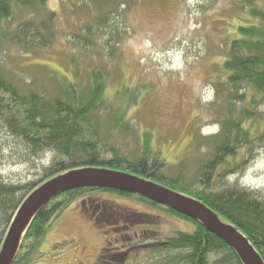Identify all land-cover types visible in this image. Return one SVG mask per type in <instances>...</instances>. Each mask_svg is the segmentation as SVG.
Returning <instances> with one entry per match:
<instances>
[{"label": "trees", "instance_id": "16d2710c", "mask_svg": "<svg viewBox=\"0 0 264 264\" xmlns=\"http://www.w3.org/2000/svg\"><path fill=\"white\" fill-rule=\"evenodd\" d=\"M263 1L240 0L243 16L235 27L234 37L225 43L226 55L215 82L217 92L223 91L225 95V109L219 116V132L206 139L211 151L199 166L197 178H186L181 167L168 169L153 150L151 135L137 133L128 118L129 104H135V93H138L136 88L120 81L119 88L108 94L107 75L97 68L79 75L78 57L69 58L74 70L71 81L56 73H45L29 83L19 81L18 85L0 70L1 129L18 141L22 160L34 161L44 154L51 156L39 181L26 185L0 183V248L16 211L35 188L71 170L108 169L143 178L200 201L221 221L237 229L264 262V200L238 186L218 187L225 173L238 164L239 150L249 149L264 130L258 112L264 102ZM48 2L0 0V42L18 46L23 53L49 48L55 36L57 12L48 9ZM121 4H124L121 0H79L77 11L91 17L70 40L79 53L88 56L94 50L88 42L95 30L105 31L109 34L107 39L114 42L106 44L105 52H109L106 59L118 51L119 35L113 24L117 9L111 8ZM15 18L18 23L7 30L6 25ZM2 156L0 147V160ZM92 192L131 196L90 187L58 194L35 215L11 264H34L39 259L36 254L41 241L53 221L75 200ZM135 197L193 225L190 233L177 232L171 238L151 241L148 252L154 264H242L228 245L199 222Z\"/></svg>", "mask_w": 264, "mask_h": 264}, {"label": "rangeland", "instance_id": "374dc122", "mask_svg": "<svg viewBox=\"0 0 264 264\" xmlns=\"http://www.w3.org/2000/svg\"><path fill=\"white\" fill-rule=\"evenodd\" d=\"M78 2L49 0L48 9L57 12L49 48L23 53L18 46L0 42V70L18 85L45 73L71 81L69 58L78 57L79 75L93 68L107 75L108 94L119 88L120 81L136 88L128 118L137 133L151 135V146L168 169L181 167L186 178H197L211 151L206 139L219 132V116L225 109V95L217 92L215 82L225 43L234 37L243 16L240 0H121L124 4L111 8L117 9L113 24L119 37L118 51L110 59L105 58L106 44L114 42L105 31L92 33L88 45L94 50L88 56L72 45L70 40L91 20L77 11ZM17 23L15 18L5 28L12 30ZM258 112L264 122V102ZM261 135L249 149L239 150L238 164L225 173L219 188L238 186L264 200V130ZM0 147V183L26 185L43 178L49 154L22 160L18 141L1 127ZM192 230L191 223L135 196L92 192L53 221L34 264H154L148 252L151 241Z\"/></svg>", "mask_w": 264, "mask_h": 264}, {"label": "water", "instance_id": "95a60500", "mask_svg": "<svg viewBox=\"0 0 264 264\" xmlns=\"http://www.w3.org/2000/svg\"><path fill=\"white\" fill-rule=\"evenodd\" d=\"M101 188L138 196L199 222L223 241L242 264H264L249 241L233 226L221 221L206 205L161 185L128 173L108 169H76L60 174L34 189L16 211L0 248V264H11L35 215L58 194L75 188Z\"/></svg>", "mask_w": 264, "mask_h": 264}]
</instances>
